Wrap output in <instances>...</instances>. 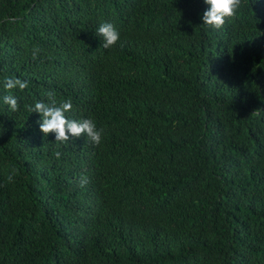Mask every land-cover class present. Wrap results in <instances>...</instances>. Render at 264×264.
<instances>
[{
	"label": "trees",
	"instance_id": "trees-1",
	"mask_svg": "<svg viewBox=\"0 0 264 264\" xmlns=\"http://www.w3.org/2000/svg\"><path fill=\"white\" fill-rule=\"evenodd\" d=\"M208 7L0 0V264H264V0ZM47 93L101 143L45 136Z\"/></svg>",
	"mask_w": 264,
	"mask_h": 264
},
{
	"label": "clouds",
	"instance_id": "clouds-1",
	"mask_svg": "<svg viewBox=\"0 0 264 264\" xmlns=\"http://www.w3.org/2000/svg\"><path fill=\"white\" fill-rule=\"evenodd\" d=\"M209 6L203 13V24L209 25L215 29H221L226 22L237 18L239 9L243 0H204ZM97 33L103 37V47L109 49L117 44L120 40V33L110 22L99 24ZM35 56V53H33ZM28 87V82L19 78H6L5 88L8 90H24ZM48 102L37 101L34 106H30V112H36L41 115L40 130L47 136L48 133L55 134V141L65 143L73 138L87 136L95 145L102 141L103 129H97L95 122L91 119L75 120L69 119L66 113L72 110L71 100L57 102L53 93H47ZM4 103L9 105L10 109L15 112L19 109V103L15 96L6 95L3 97ZM59 159L61 153H54ZM16 170L13 169V173ZM9 180L12 179L10 175ZM86 178H82L81 185L86 183Z\"/></svg>",
	"mask_w": 264,
	"mask_h": 264
}]
</instances>
